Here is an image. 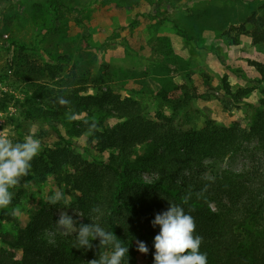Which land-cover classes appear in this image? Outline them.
<instances>
[{"label": "rangeland", "instance_id": "374dc122", "mask_svg": "<svg viewBox=\"0 0 264 264\" xmlns=\"http://www.w3.org/2000/svg\"><path fill=\"white\" fill-rule=\"evenodd\" d=\"M252 13L264 14V0H0V136L13 143L26 136L37 139L41 148L36 156L62 145L89 162L108 158L111 152L91 146L88 133L78 135L76 120L85 115L68 112L52 124L26 116L27 111L37 116L44 97L39 90L67 82H79L82 96L111 88L138 101L154 120L159 110L173 115L176 104L161 98L172 94L183 102L177 117L184 130L210 124L249 128L257 112L264 111V77L254 65L264 66V44L254 45L240 31ZM27 62L55 67L56 78L45 71L41 78L28 74ZM24 96L32 102L25 104ZM261 167L254 143L235 155L208 159L201 172L215 176ZM10 192L8 208L21 227L53 205L57 219L61 212L73 217L75 233L81 219L71 207L76 194L54 176L31 183L23 176ZM57 193L61 199L50 204L49 197ZM58 236L55 224L47 237Z\"/></svg>", "mask_w": 264, "mask_h": 264}, {"label": "trees", "instance_id": "16d2710c", "mask_svg": "<svg viewBox=\"0 0 264 264\" xmlns=\"http://www.w3.org/2000/svg\"><path fill=\"white\" fill-rule=\"evenodd\" d=\"M240 31L249 34L254 45L264 44V14L252 13ZM27 63L28 74L34 77H43L44 71L52 77L57 74L53 66L42 69ZM254 65L264 77V66ZM78 84L39 90L44 97L38 114L27 111L26 116L52 124L68 112L73 117L85 115L76 120L78 135L88 133L89 144L111 152L110 156L89 162L62 145L35 156L25 180L31 183L54 176L65 190L76 194L71 207L80 211L81 219L74 234L50 240L47 232L57 220L55 206L40 209L26 227L19 225L9 205L0 208V264H91L111 252L110 245H100V237L91 240L87 250L73 247L79 227L92 223L112 231L117 242L129 247L122 264H143L142 259L152 264L159 226L151 221L170 204L180 205L193 217V235L202 237L199 250L207 254V264H264V167L215 176L201 172L208 159L235 155L254 143L264 162V111L257 112L249 128L210 124L184 130L177 117L183 102L172 94L161 98L176 104L173 115L168 118L159 110L154 120L138 101L111 88L82 96ZM59 98L67 103L59 104ZM23 102L29 104L32 99L24 96ZM108 119L116 123L108 124ZM93 208L98 212H92ZM136 240L146 244L147 254L136 250Z\"/></svg>", "mask_w": 264, "mask_h": 264}, {"label": "clouds", "instance_id": "9594fccd", "mask_svg": "<svg viewBox=\"0 0 264 264\" xmlns=\"http://www.w3.org/2000/svg\"><path fill=\"white\" fill-rule=\"evenodd\" d=\"M58 103H67L63 98ZM40 143L31 136H26L22 142L13 143L6 136H0V208L11 203L10 189L15 187L20 178L28 174L31 161L40 151ZM61 199L57 193L49 197L50 204H56ZM184 203H187L185 198ZM13 211H16L15 209ZM92 212H98L93 208ZM56 230L61 235H71L74 231V219L66 212H61L55 221ZM153 226H159V232L153 238L152 264H207V254L199 250L202 237L193 235L195 222L180 205H171L169 208L155 215L151 221ZM100 237V245H110L109 255L101 254L99 259H93L91 264H122L128 248L117 242L112 231L105 230L99 224L81 225L75 235L74 248L85 250L91 248V240ZM136 250L147 254L149 249L143 241H135Z\"/></svg>", "mask_w": 264, "mask_h": 264}]
</instances>
